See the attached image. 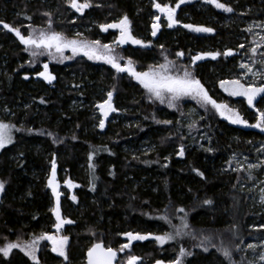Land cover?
Instances as JSON below:
<instances>
[{
  "label": "trees",
  "instance_id": "trees-1",
  "mask_svg": "<svg viewBox=\"0 0 264 264\" xmlns=\"http://www.w3.org/2000/svg\"><path fill=\"white\" fill-rule=\"evenodd\" d=\"M88 2L91 6L80 12L70 0H0V109L5 112L0 122L14 125L11 143L0 155V247L19 245L7 256L0 253V264H18L21 259L60 264L49 239H40L51 232V191L45 173L53 164L64 189L63 172L77 185L73 195L65 190L62 197L61 212L72 221L59 232L69 239L67 264L84 263L87 250L97 242L117 251L118 264L131 256L140 258V264L177 259L182 264H264V126L251 127L264 113V94L254 109L240 104L247 125L233 124L210 103L203 107L190 96L172 101L170 107V94L165 93L161 103L130 72H119L103 59L73 56L70 48L63 52L70 59H62L55 49L56 59L47 54L34 57L31 52L39 49L29 48L3 27L19 29L24 36L55 31L71 39L72 26L94 21V29L79 38L99 37L109 44L119 33L102 26L127 17L131 37L143 38L144 44H119L120 65L130 60L136 69H148L153 57L160 63L172 61L199 80L217 104L238 105L223 93L217 78L245 71L241 65L248 62L264 72V37L258 38L253 27L264 28V0H219L231 12L208 0ZM154 2L179 4V20L205 25L212 33L197 35L178 25L162 26L151 36ZM74 15L78 19L71 24ZM228 51L232 54L225 55ZM209 53L219 55L194 62ZM44 64L46 75L55 77L51 83L39 75ZM93 79L108 90L107 96L112 94L99 114L107 113L108 118L119 107L128 108L125 115L131 125L96 127V116L73 105L75 98L95 101ZM144 143H150V150L132 152ZM127 233L149 238L130 242ZM166 233L175 238L164 244L154 239ZM31 242L37 250L35 261L29 260L34 256L27 246ZM181 248L190 255L180 256Z\"/></svg>",
  "mask_w": 264,
  "mask_h": 264
},
{
  "label": "snow or ice",
  "instance_id": "snow-or-ice-1",
  "mask_svg": "<svg viewBox=\"0 0 264 264\" xmlns=\"http://www.w3.org/2000/svg\"><path fill=\"white\" fill-rule=\"evenodd\" d=\"M185 0H180V3H184ZM209 3L214 4L217 8H221L226 12H231L233 9L231 7L226 6L223 3H220L219 0H208ZM70 4L72 8H75L77 11L82 12L83 9L90 7V3L88 0H85L83 4L78 3V0H70ZM157 9H159L161 12H167V18L170 21L168 24V27H172L173 23H176V21L173 19L174 15V9L169 8L167 5H164L163 7L157 3L155 5ZM176 7H179V4L176 5ZM47 15V13L45 14ZM157 20L160 19V17H156ZM50 23V22H49ZM127 24L128 19L127 17H124L118 24H109L107 26H102V30H107L108 28H121L122 26H125L121 30V39L118 41V43L123 44L126 43L128 40H131L132 43L135 44H142L143 42L140 40L133 39L128 30H127ZM4 28H8L10 31H14L17 37H19L20 41L29 46V48L39 49L40 51L33 50L31 52V55L38 56V55H49L53 59H56L55 54L52 52V49H55V53H60L62 59H70L71 57H63V52L66 48H70L73 56L79 54L81 51L84 55L88 56L89 59H103L106 63H109L112 65V67L116 68L119 72H125L128 71L131 73V75L135 76L140 83L143 85V87L151 93L155 98L159 99L161 103L165 102V93L170 94L167 102L170 107L173 106L172 101L179 99L182 96H191L193 98L199 97L205 104L210 103L214 108L217 110L220 109H227V111L232 112V109H229L227 105L217 104L215 100H212L209 96L207 91L203 88L199 80H196L191 77V73L188 71H184L183 75H171L168 74V66L167 65H160L159 67L161 69H164V72H158V71H149V72H136L135 69L131 66L132 61H128L127 67H122L117 61L116 58L111 55H105L100 56L96 54V49L93 47V45L99 46L100 41H94V42H87V41H78L76 39H67L63 36L62 33L58 32H50L46 33L45 31H40L38 36L28 35L24 36L21 34L19 29H12L9 25L4 24ZM154 28H157L158 25H153ZM185 27L192 29L196 32H211L213 31L210 28L205 27H193L192 25H185ZM250 30V29H249ZM153 35H155V31L153 32ZM240 47H244V45H240ZM103 48L108 50L110 53L112 51L111 47L109 45H103ZM28 50V49H26ZM232 52L228 51L225 53V55H231ZM177 55H183V53H178ZM207 55H211L213 59L216 58V55H219V53L212 54L209 53ZM61 59V62H62ZM195 60L203 59V56L198 55L194 58ZM171 63V62H170ZM241 67L247 68V65H241ZM44 72L39 73L41 77H44L48 80L49 83L53 79H55L54 76L47 74L48 73V64L43 65ZM226 83V82H222ZM232 83L239 86V88L230 94L233 96H247L248 97V103L249 105H252L254 97L259 93H264V87L259 88H245L244 85L240 84L239 80L233 81ZM112 94L109 93V101L111 100ZM109 101H106L105 103H109ZM110 106V105H109ZM99 107L103 110L104 105H99ZM114 110V109H112ZM107 115V113H105ZM221 115H224L223 112H221ZM231 119V122L233 124H245L247 125V121L243 120L238 114H234V118L226 117ZM164 123H170V121H165ZM104 121H100V127L103 128ZM264 126V113L260 114V120L257 124L251 125V127L255 128H262ZM14 127L4 124L0 122V148H3L6 143H11V135L10 131L11 128ZM180 155H183V149L180 151ZM91 158V157H90ZM249 167H254V165H250ZM55 169V164H53V170ZM53 171V175H54ZM49 185L52 186V180L49 181ZM4 188V184L0 183V191H2ZM55 187L53 186V192H55ZM75 199V197H73ZM206 204H210V200L205 201ZM56 215L57 220L59 223L56 225L57 228H59L64 223H72V221L69 220H61L59 216L58 211V198H57V209ZM179 211L183 212V209H179ZM162 219H166L164 217H161ZM184 227H187L185 224ZM129 237L130 242L134 240H144L148 239V236L140 235V234H132L127 233L126 234ZM176 235H180L179 232L176 233ZM175 237L170 234L166 233L163 236H155L154 239L158 241L160 244L166 243L168 240H172ZM40 239H53L52 236H46L42 235ZM67 241V237H64V242ZM207 241H202L201 243H206ZM35 243V242H34ZM19 247L18 244L10 243L6 245L5 247H0V253H3L4 256H7L9 252L13 248ZM130 247L129 244H124L121 246L119 251H124V249ZM249 247H252L251 245ZM207 251V248H205ZM53 251H57L56 248H53ZM224 256L226 258L230 257V253L227 250H224L223 252ZM60 256H65V252L63 251V248L59 250ZM88 264H113V261L116 260L117 251L113 250L112 248H105L102 244L97 243L95 244L91 249L88 251ZM180 256L184 255H190V253H187L185 249H180ZM66 258V256H65ZM138 257L131 256L128 259V264H136V261L138 260ZM262 259H264V256H262ZM156 264H163V261H157ZM173 264H182V261L180 259H177L173 262Z\"/></svg>",
  "mask_w": 264,
  "mask_h": 264
},
{
  "label": "rangeland",
  "instance_id": "rangeland-1",
  "mask_svg": "<svg viewBox=\"0 0 264 264\" xmlns=\"http://www.w3.org/2000/svg\"><path fill=\"white\" fill-rule=\"evenodd\" d=\"M78 3L83 4L80 0H78ZM150 4H151V7H152L153 11H151V14H150V31H149V34L151 36H156L160 32L162 26L168 27V24L170 23V21L167 18V12H161L159 9H157L155 7V5L157 3L154 2V3H150ZM210 4H212V3H210ZM161 6L163 7L164 5H161ZM167 6L169 8L174 9L173 19L176 21V23H173L172 27H168V28H175L176 26L179 25V26H183L187 31H189V33L191 32V33L197 34V35L211 34L212 33V31L211 32H196V31H193L190 28L185 27V25H192V24L191 23H184V22H182L181 20L178 19L179 7L171 6V5H167ZM84 10L85 9H83V11ZM156 17H160V19L157 20ZM77 19H78V15L72 16L70 18L71 24H74L77 21ZM120 21L116 20L112 24H118ZM247 24H249L250 26H253V24H251V23H247ZM153 25H158V27L154 28ZM94 26H95V22L94 21H92V23L90 25H88V26H83V25H74V26H72L71 32H72V35L74 36V38H71V39H76L78 41H86V40H83V39H81L79 37L85 36L89 31L94 29ZM192 26L194 28L195 27L209 28V27H207L205 25H192ZM123 27H125V26H122L121 28H111V29L117 30L119 34H118V36L111 37L109 44H103V43L100 42L99 46L93 45V47L96 49V54H99V55H102V56L111 55V56L115 57L116 60H118L119 56H120L119 55L120 54L119 46L121 45L120 43H118V41L121 39V30H122ZM126 27H127L128 32H129L128 24H127ZM253 27L256 28V32H255L256 34L255 35H258V38H263L264 37V28H261V27H259L257 25L253 26ZM154 31H155V35H153ZM96 38L97 39H95L94 41H99L100 40L99 37H96ZM115 39H116V42H115ZM139 40L143 42L142 44H144L143 38H140ZM246 40L247 39H246L245 36H242L240 38V41H242V42H245ZM94 41H88L87 40V42H89V43L94 42ZM123 44L142 45V44L132 43L131 40H128L126 43H123ZM257 44L262 45L263 42L260 41ZM103 45H109L111 47L112 51L109 53L108 50L103 48ZM69 51L73 55L72 51L71 50H69ZM79 55H83L84 56L82 51L79 54L75 55V56H79ZM201 56H203V59H201V60H204V59L209 57L206 54H201ZM86 57L88 58V56H86ZM90 60H92V59H90ZM197 61H199V60H195L194 62H197ZM126 65L121 64L122 67H126ZM149 65H151V66L148 69H136L134 66H132V65L131 66L135 69L136 72H149V71L164 72V69H161L159 67L160 65H167L168 66V74H171V75H181L182 76L183 72L185 71L184 68H182L178 64L173 63L172 61H168L166 63H160L159 60L156 57L151 58ZM244 65H247V68H246L247 71L246 70L242 71V72L234 71V72H230V74L225 79H220V77L217 78V81H219V84H220L219 86H220L221 90L223 91V93L228 95L230 98H232L234 100L233 101L234 104H238V105H229L227 103L219 102V104L227 105L229 109H232V112L227 111V109H220L218 111L223 112L226 117H231V118H234V114H238L243 120L247 121L248 119H245L244 115L239 110L240 109V104L242 105L243 103H246V105L248 106L249 109H252V108L254 109L256 107V102L259 100L260 96H262L264 93L257 94L254 97V99H253L252 105H249L247 96H233V95L230 94L231 92H233V91H235V90H237L239 88L238 85H236V84H234L232 82L236 81V80H239L240 84L244 85L245 88H249V87H251V88L264 87V83L261 86H257L255 84L257 81H260V80L264 81V72H262L261 69L254 68L253 65L250 64V62L244 63ZM79 80H81V79L78 78L77 81H79ZM222 82H226V83H222ZM91 84L92 85L90 86L91 87L90 89H92L93 92H94V95H92V97H95V101L91 103V102H88V101H86L84 99L75 98L73 100V105H75V106H77V107H79L81 109H86L87 112H89L91 115L96 116V123H95L96 127L100 126V121L101 120H104L103 128H107L109 124L121 123L123 125L129 126V125H131L133 123V121L129 120L127 118V116L125 115V113L128 111V108H124V107H119L117 109L118 110L117 114H114L112 116H108V118H106L107 115H105V114H103V115L101 114L100 115L99 113L102 111V109L99 107V105L105 104V102L107 101V99H108V96H107L108 90L105 89L104 87H102L100 84H98L96 79H93ZM96 97H97V99H96ZM183 98H184V96H183ZM190 98H192V97L190 96ZM195 99L197 101H199L203 107H207V105L199 97H196ZM4 114H5L4 110L0 109V117H2V115H4ZM229 120L231 122V119H229ZM237 124H240V123H237ZM9 144L10 143H6L3 148H0V155H1L2 150L5 147L9 146ZM150 148H151L150 143H144L143 145H140L137 148L132 149V152L147 151V150H150ZM240 162L241 161H239V163ZM248 165L250 166L252 164H248ZM53 171L55 173L54 175H53ZM61 176L63 178L65 189L60 185L59 177L57 175L56 166H55L54 170H53V167H51V169L48 170V172L45 173V179L47 180V185L49 186L50 191H51L50 192L51 193V198H50V200H51V208H49V210H50V212L52 214V217H53L50 220V223L49 224L46 223V224H47V227L49 229H51V232L48 233V235L53 237V239L49 240V242L51 244L52 251H53V248H56L57 251H53V252L57 256H59L61 258L60 259L61 261H63V262L60 261V264H67L66 261H67V258H68L69 239H68L67 236H62V235L59 234V232H61V230L64 229V227H65V225L67 223L62 224L59 228L56 227V225L59 223V221L57 220V215H56V211L55 210L57 209V198H58L59 216H60L61 220H68V218L66 216H64L62 214V212H61L62 197H63V194H64L65 190L68 191L69 194L71 193L73 195L74 189L77 187V185L73 184V182L71 180H69V178H67V176L65 175L64 172L62 173ZM50 180H52V186L49 185V181ZM53 186L56 189L55 192H53ZM72 195H70V196H72ZM46 224L43 223V226H45ZM64 237H67V241L66 242H64ZM88 242H89V240H88ZM10 243L11 242L6 243V244L8 245ZM27 246L29 248L31 247V249L34 251V256L30 255L31 257H29V260L35 261L37 259V250H36V247L34 245V242H31V244H28ZM61 248H63V251L65 252L66 258H65V256H60L59 255V250ZM138 249L140 250V248H138ZM84 259L86 260V257ZM174 261H172L170 263L163 262V264H173ZM140 262H141V260L139 258L136 261V264H140ZM18 264H28V262L21 259L20 262H18ZM82 264H85V261ZM124 264H128V260Z\"/></svg>",
  "mask_w": 264,
  "mask_h": 264
},
{
  "label": "water",
  "instance_id": "water-1",
  "mask_svg": "<svg viewBox=\"0 0 264 264\" xmlns=\"http://www.w3.org/2000/svg\"><path fill=\"white\" fill-rule=\"evenodd\" d=\"M97 243H100V244H102L105 248H108V247H106V245H105L104 242H97ZM97 243H94L89 249H91V248H92L95 244H97ZM89 249L87 250L86 255H85V257H86L85 264H88V255H87V254H88ZM113 250H114V249H113ZM118 261H119V255H118V253H117L116 260L113 261V264H118Z\"/></svg>",
  "mask_w": 264,
  "mask_h": 264
}]
</instances>
